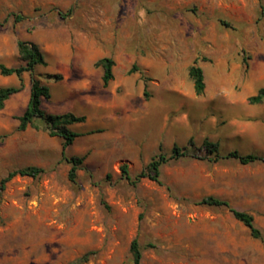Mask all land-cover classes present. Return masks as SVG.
I'll return each instance as SVG.
<instances>
[{"label": "rangeland", "instance_id": "rangeland-1", "mask_svg": "<svg viewBox=\"0 0 264 264\" xmlns=\"http://www.w3.org/2000/svg\"><path fill=\"white\" fill-rule=\"evenodd\" d=\"M19 41L45 56L35 75L62 77L42 79L51 92L42 109L85 116L64 153L86 158L72 184L61 138L40 122L17 130L32 85L24 74L23 91L0 110V181L26 166L45 173L12 179L0 196V264H72L87 254L82 264H132L135 238L142 264H264V164L214 163L202 148L209 139L221 156L264 157V104L240 116L208 101L244 96L251 106L264 87V0H0V64L19 65ZM102 58L115 62L106 88ZM195 62L202 95L188 74ZM18 85L0 75V89ZM175 145L187 155L161 168L160 183L135 181ZM210 196L251 214L261 239L228 208L197 204Z\"/></svg>", "mask_w": 264, "mask_h": 264}, {"label": "trees", "instance_id": "trees-1", "mask_svg": "<svg viewBox=\"0 0 264 264\" xmlns=\"http://www.w3.org/2000/svg\"><path fill=\"white\" fill-rule=\"evenodd\" d=\"M15 20L16 22H20L23 20V17L17 16ZM17 52L19 59L18 66L7 67L3 64H0L1 76H15L19 79L18 86L0 89V110L4 109L5 103L11 97L23 91V75L29 74L32 78L30 97L25 111L21 116L16 118L18 120L17 130L24 132L29 127L35 128L36 122H40L43 125V129L48 132L50 136L61 138L63 140V160L71 166L68 173V179L72 184H76L77 172L83 165L86 157H67L64 151L66 148L71 146L78 137L81 136V134L73 131L71 126L85 122L86 118L85 116H77L73 113L57 115L46 113L41 106L44 100H50L51 92L49 87L43 83L42 79L59 81L62 79V77L59 74L35 75V68L37 66L47 67L45 56L38 45L31 42L19 41L17 43ZM95 65L96 67L102 68L103 87H108L110 82L113 80V68L115 66L114 60L111 58H102L98 60ZM134 71H136L135 68H133L130 73H133ZM188 74L193 82L195 93L197 95H202L205 91L204 73L202 68L195 62L189 67ZM144 96L148 97V94L145 92ZM249 103L253 105L264 104V88L260 89L256 96L251 97L249 99ZM192 143L193 141L191 140L190 144L192 145ZM202 148L207 153V158H209V161L214 163L220 162L222 160H235L242 165H250L257 162L264 164V157L256 154L242 155L238 151H231L226 155L221 156L219 154V144L217 142H212L209 139H205L203 141ZM186 155L187 154L183 149L175 145L169 157L162 154L154 156L149 161L144 170L140 173V175L136 177L135 181L137 182L140 179L148 178L151 181L160 183L161 168L169 162L179 160ZM121 170L126 179L131 181L128 168L124 166L121 168ZM44 173L45 170L37 166H26L10 171L7 176L0 181V196L5 191L7 184L12 179L16 177L37 179L40 178ZM197 204L209 207L228 208L234 219L249 229L252 238L261 239V232L255 227L254 217L251 214L235 210L230 207L228 202L211 196L201 199ZM129 253L132 264H142L143 248L136 238L132 240L130 244ZM88 256L89 254L85 255L72 264L86 263L88 261Z\"/></svg>", "mask_w": 264, "mask_h": 264}, {"label": "crops", "instance_id": "crops-1", "mask_svg": "<svg viewBox=\"0 0 264 264\" xmlns=\"http://www.w3.org/2000/svg\"><path fill=\"white\" fill-rule=\"evenodd\" d=\"M100 70H101L100 74L103 75L102 68ZM10 77H13V76H10ZM10 77H6V78H10ZM204 81H205V77H204ZM262 88H264V87H262ZM262 88H260V89H262ZM193 99H195V98H193ZM189 100H192V98H190ZM245 100H246V97H244V96H241V97H233V96L221 97V96H218V97L208 99L209 103H221L229 110L240 109V113H239L240 116L243 115L244 112H247V114L252 113L254 110H256V107H257V105H251V106L247 105V102H245ZM201 102L203 103L204 101H201ZM236 130L242 131L239 127H237Z\"/></svg>", "mask_w": 264, "mask_h": 264}]
</instances>
